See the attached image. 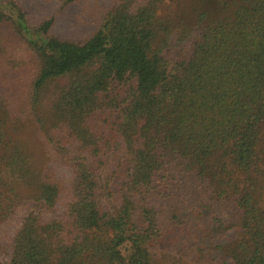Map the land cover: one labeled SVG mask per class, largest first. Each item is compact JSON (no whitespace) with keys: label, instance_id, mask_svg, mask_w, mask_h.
I'll return each mask as SVG.
<instances>
[{"label":"trees","instance_id":"16d2710c","mask_svg":"<svg viewBox=\"0 0 264 264\" xmlns=\"http://www.w3.org/2000/svg\"><path fill=\"white\" fill-rule=\"evenodd\" d=\"M170 1L113 0L83 42L26 30L38 70L10 130L70 179L0 130L25 208L0 264H264V0Z\"/></svg>","mask_w":264,"mask_h":264},{"label":"rangeland","instance_id":"374dc122","mask_svg":"<svg viewBox=\"0 0 264 264\" xmlns=\"http://www.w3.org/2000/svg\"><path fill=\"white\" fill-rule=\"evenodd\" d=\"M65 0H0V130L9 129L10 134H17L27 141L34 153L37 165L59 180L65 188L70 179L67 161L55 152L50 144L26 127L17 132L10 130V117L16 112H24L25 86L38 70V58L30 50L26 30H36L42 22L52 21L49 36L57 39L83 42L100 25L105 13L110 10L113 0H75L64 5ZM175 1L179 4L177 7ZM195 0H174L168 2L170 9H189ZM223 0H207V7L213 8ZM134 79L125 83H110L109 96L134 86ZM13 117V116H12ZM99 123L102 125L101 120ZM43 156V157H42ZM57 161V162H56ZM14 195L0 184V259L7 257L13 234L17 230L24 206ZM28 206V204H25ZM177 245V244H175ZM168 250H171L167 248ZM175 251V249H172Z\"/></svg>","mask_w":264,"mask_h":264}]
</instances>
